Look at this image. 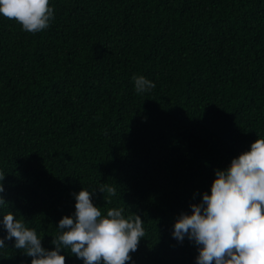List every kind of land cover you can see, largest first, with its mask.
Masks as SVG:
<instances>
[{"label": "trees", "instance_id": "trees-1", "mask_svg": "<svg viewBox=\"0 0 264 264\" xmlns=\"http://www.w3.org/2000/svg\"><path fill=\"white\" fill-rule=\"evenodd\" d=\"M49 3L37 32L0 14V213L52 249L84 187L102 213L141 216L135 264H196L172 235L178 214L264 136V0ZM134 74L155 86L137 92ZM14 239L0 264H31Z\"/></svg>", "mask_w": 264, "mask_h": 264}, {"label": "clouds", "instance_id": "clouds-1", "mask_svg": "<svg viewBox=\"0 0 264 264\" xmlns=\"http://www.w3.org/2000/svg\"><path fill=\"white\" fill-rule=\"evenodd\" d=\"M0 14L15 18L25 31L37 32L49 26L54 9L49 0H0ZM137 92L154 87L143 75H133ZM3 181V180H2ZM99 190L114 195L116 188L102 183ZM5 191L0 182V194ZM94 191L81 188L73 193L75 212L58 222L59 234L45 248L35 228L28 227L12 211L0 213V248L14 239V247L31 257V264H66L62 249H70L83 264H135L130 254L144 236L140 215L126 217L123 209L110 207L106 214L93 202ZM6 203L0 195V206ZM191 212L178 214L172 235L187 237L198 249L196 264H264V136L250 149L231 159L227 167L215 170L210 192L204 191Z\"/></svg>", "mask_w": 264, "mask_h": 264}]
</instances>
